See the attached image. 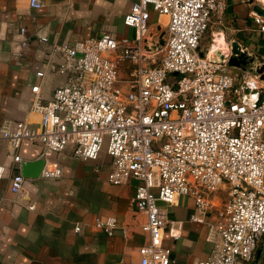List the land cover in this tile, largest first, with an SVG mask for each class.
Wrapping results in <instances>:
<instances>
[{
	"label": "built area",
	"instance_id": "obj_1",
	"mask_svg": "<svg viewBox=\"0 0 264 264\" xmlns=\"http://www.w3.org/2000/svg\"><path fill=\"white\" fill-rule=\"evenodd\" d=\"M256 3L264 8V0ZM42 5L29 0L31 8ZM150 10L168 18L163 44L153 50L147 46ZM223 10L222 0H137L123 17L132 39L104 32L63 44L40 37L48 44V70L64 81L46 102L39 85L31 86L36 127L18 122L1 129V139L14 149L30 140L47 157L71 145L82 161L96 160L107 137L108 181H140L131 202L145 214L141 229L148 241L138 248V264H170L163 240L173 221L158 201L172 205L180 196L193 198L189 219L205 224L213 243L198 264H245L257 251L264 260V62L256 57L246 69L236 68L234 78L227 64L231 42L214 50L223 53L221 60L209 54L216 35L206 52L200 49L210 20ZM252 20L264 33V17L253 13ZM14 161L21 159L15 155ZM3 172L0 165V178ZM40 175L60 177L62 167H43ZM23 181L15 174L9 188L27 198ZM218 191L225 193L222 201ZM93 226L108 236L118 228L112 216L95 218Z\"/></svg>",
	"mask_w": 264,
	"mask_h": 264
},
{
	"label": "crops",
	"instance_id": "obj_2",
	"mask_svg": "<svg viewBox=\"0 0 264 264\" xmlns=\"http://www.w3.org/2000/svg\"><path fill=\"white\" fill-rule=\"evenodd\" d=\"M136 1L42 0L43 5L34 9L29 0H0V165L4 167L0 178V264H138V248L148 241L141 229L145 214L131 202L140 181L129 178L121 184L110 183V157L105 151L96 160L82 161L73 157L69 145L43 157L38 142L23 140L14 149L1 139L2 128H14L18 122L38 125L39 114L31 108V86L39 85L46 102L64 81L63 76L48 70V44L40 37L63 44L104 32L132 39L133 29L124 25L123 17ZM222 1L223 12L208 24L211 39L216 35L210 51L235 40L258 58L260 46L255 38L264 33L252 20L253 3ZM167 22V16L150 10L147 46L151 50L160 43L158 37ZM21 27L24 35L19 33ZM249 43L255 44L252 50ZM40 70L45 72L43 77L36 74ZM15 155L20 162L14 161ZM37 158L45 160L44 167H62V175L24 177L23 190L28 197L14 195L9 188L11 177L21 174L22 162ZM152 191L156 193V188ZM158 206L166 219L173 221L171 227L166 226L163 240L170 250V264H198L207 259L213 243L207 226L189 219L195 208L193 198L180 196L172 205L158 201ZM107 216L117 222L112 236L93 226L95 218ZM76 224L81 227L79 232L74 231ZM170 230L178 237L172 238ZM260 257L257 251L252 263Z\"/></svg>",
	"mask_w": 264,
	"mask_h": 264
},
{
	"label": "water",
	"instance_id": "obj_3",
	"mask_svg": "<svg viewBox=\"0 0 264 264\" xmlns=\"http://www.w3.org/2000/svg\"><path fill=\"white\" fill-rule=\"evenodd\" d=\"M253 3V0H249ZM252 10L255 14L264 17V8L260 4H253ZM160 45L163 44L162 38L160 39ZM232 55L227 60V64L231 68H238L241 70L246 69L252 63L256 62V55L249 54L248 51L238 41L233 40L230 44ZM215 59H223V53L217 52L212 55ZM263 66L260 68V71ZM176 74V73H175ZM45 160L43 158H37L31 161H24L21 163V175L26 178H37L41 174V170L44 167Z\"/></svg>",
	"mask_w": 264,
	"mask_h": 264
},
{
	"label": "rangeland",
	"instance_id": "obj_4",
	"mask_svg": "<svg viewBox=\"0 0 264 264\" xmlns=\"http://www.w3.org/2000/svg\"><path fill=\"white\" fill-rule=\"evenodd\" d=\"M165 30H166V28H165ZM112 35H114V37H116L114 33ZM161 38H162V36H161ZM156 40H158V39H156ZM255 41H257V43H259V46H260L259 51H257L256 54H257L259 60L264 62V35L263 36H257L255 38ZM210 44H211V35H210V30H208V32L206 31L204 33V35L202 36V38L200 39V49L203 52H206V50L210 47ZM248 45H249L248 48L250 50H252V48L255 46V44H253V43H249ZM160 56H161V53L159 51H157V58L159 59ZM259 56H261V57H259ZM156 61H159V60H156ZM230 71L233 74L234 78H235V75H240V71H237L234 68H230ZM122 74H123V72H122ZM107 140H108L107 137H105L104 142H103V146H102V151L106 150ZM217 195H221V196H218L219 201H222L225 197V193H223L221 191H218ZM245 264H264V260L260 257V258H258L256 263L248 262Z\"/></svg>",
	"mask_w": 264,
	"mask_h": 264
},
{
	"label": "bare ground",
	"instance_id": "obj_5",
	"mask_svg": "<svg viewBox=\"0 0 264 264\" xmlns=\"http://www.w3.org/2000/svg\"><path fill=\"white\" fill-rule=\"evenodd\" d=\"M224 42H225V41H224ZM213 43H214V42H213ZM214 45H215V43H214ZM216 48H223V49H225V47H222V46H218V47H216ZM213 53H214V50H213V49H211V51H210V53H209V54L211 55V54H213Z\"/></svg>",
	"mask_w": 264,
	"mask_h": 264
},
{
	"label": "flooded vegetation",
	"instance_id": "obj_6",
	"mask_svg": "<svg viewBox=\"0 0 264 264\" xmlns=\"http://www.w3.org/2000/svg\"><path fill=\"white\" fill-rule=\"evenodd\" d=\"M163 35H164V33H162V35H161V36L163 37Z\"/></svg>",
	"mask_w": 264,
	"mask_h": 264
}]
</instances>
